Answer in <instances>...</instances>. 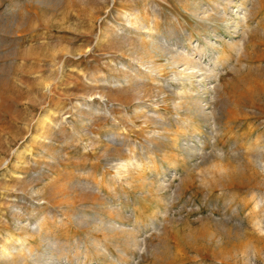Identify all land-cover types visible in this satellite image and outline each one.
<instances>
[{"label":"rangeland","instance_id":"rangeland-1","mask_svg":"<svg viewBox=\"0 0 264 264\" xmlns=\"http://www.w3.org/2000/svg\"><path fill=\"white\" fill-rule=\"evenodd\" d=\"M0 264H264V0H0Z\"/></svg>","mask_w":264,"mask_h":264},{"label":"bare ground","instance_id":"bare-ground-1","mask_svg":"<svg viewBox=\"0 0 264 264\" xmlns=\"http://www.w3.org/2000/svg\"><path fill=\"white\" fill-rule=\"evenodd\" d=\"M224 22H226V21H224ZM171 52V51H170ZM170 54V53H169ZM166 55V54H165ZM174 57L176 56V55H173ZM223 56L224 55H222V56H220V59H224L223 58ZM225 57V56H224ZM171 58H172V56H171ZM175 58H177V57H175ZM175 58H174V60H171V63L172 64H175V63H177L178 61H185V62H187L188 64H190V60L189 59H187L186 57H184V56H181L179 59H177V60H175ZM179 63V62H178ZM152 65V64H151ZM181 75V74H180ZM180 80H183L184 82H188L189 80H191V77L190 76H187V75H181V77H180ZM178 81V80H177ZM183 84H185V83H183ZM185 92V91H184ZM185 94V93H184ZM192 102H193V100H192ZM194 102H196V99H195V101ZM194 104V103H193ZM192 104V105H193ZM195 105V104H194ZM194 105H193V107H194ZM191 106V105H190ZM196 107V106H195ZM190 108V107H189ZM196 112H197V110H195ZM195 112V113H196ZM199 114H201V113H199ZM140 167V166H139ZM99 228H100V226H99ZM40 233V232H39ZM91 240V239H90ZM95 240V239H94ZM97 240V239H96ZM24 242V241H23ZM22 243V242H21ZM58 243V242H57ZM24 245H25V242L23 243ZM92 246V245H91ZM29 247V246H28ZM53 247V246H52ZM55 247H57V246H55ZM60 247V246H59ZM100 247V246H99ZM6 248V247H5ZM30 248V247H29ZM96 249H98V248H96ZM27 251H29V249H26ZM32 250V249H31ZM100 250H102V249H100ZM99 250V251H100ZM54 251V250H53ZM69 251V250H68ZM8 252V251H7ZM30 253H32L31 251H29ZM55 252V251H54ZM53 252V253H54ZM62 252V251H61ZM65 252V251H64ZM67 252V251H66ZM9 253V252H8ZM23 253V252H22ZM56 253H59L58 251L56 252ZM68 253V252H67ZM37 254H38V252H37ZM44 254V253H43ZM42 254V255H43ZM61 254V253H60ZM59 255V254H58ZM67 256V255H66Z\"/></svg>","mask_w":264,"mask_h":264}]
</instances>
